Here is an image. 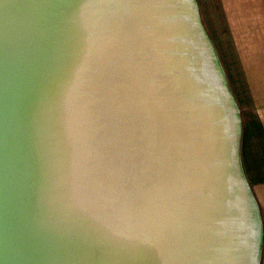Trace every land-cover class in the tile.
Listing matches in <instances>:
<instances>
[{
  "label": "bare ground",
  "instance_id": "bare-ground-1",
  "mask_svg": "<svg viewBox=\"0 0 264 264\" xmlns=\"http://www.w3.org/2000/svg\"><path fill=\"white\" fill-rule=\"evenodd\" d=\"M182 4V0L82 2L77 9L79 16L72 20L81 25L80 32L71 29V38L65 37L73 57L58 79V95L51 104L57 103V107L42 117L46 126L39 129V137L28 147L32 151L29 161L22 156L25 143L29 139L30 145L31 139L23 135L32 125L22 122L26 116H30L29 122L34 119L30 113L34 95L41 94L44 81L39 80L34 87L35 79L22 81L0 69L6 77L0 76V156L5 167L9 233L4 245L0 240V264H56L50 251L37 249L42 238L30 241L27 236L37 217V205L33 193L26 195L24 176L35 169L47 190H61L64 196L66 185L53 177L65 167L67 131L73 136L68 141L70 150H79L76 173L103 154L106 163H116L120 158L116 165L121 167L123 179L128 172H143L139 188L137 179L127 185L133 191L138 188L133 203H128V196L127 203L121 202L113 210L105 196L113 181L105 186L102 177L95 179L100 196L95 203L90 199L79 206L81 212L75 208L71 220L79 226L70 241L58 235L65 219H51L48 213L51 225L45 220L33 224L32 232L53 241L57 250L67 242L74 258L71 264H257L253 255L259 249L261 222L256 201L253 204L241 192L230 168L215 163L229 153L230 108L223 91L206 71L209 53L187 6ZM100 14L108 19L101 24ZM93 15L97 16L90 20ZM85 36L88 41L79 42ZM104 54L110 58L105 59ZM100 59L105 60L103 71L122 60L134 62L144 72L124 97L127 105L134 106L121 113L131 131L130 140L123 139L128 133L122 138L118 132L114 134L107 111L94 115L88 111L93 103L84 106V101L95 98L102 107L105 97L112 93L108 75L100 74ZM140 85L146 90L143 94L137 90ZM212 94L214 101L209 98ZM112 100L118 101L117 97ZM151 100L153 106L147 107ZM214 118L222 122L212 123ZM40 148L49 153L53 150L56 159L49 161L46 150L41 155ZM30 155L38 157L31 162ZM59 175L62 178L66 174L59 171ZM78 179L72 178L73 189ZM119 180L112 185L115 189ZM120 190H125L124 186ZM85 212L89 215L86 222L93 219L91 229L83 221ZM52 224L57 226V233L52 232ZM62 258L57 259L65 264Z\"/></svg>",
  "mask_w": 264,
  "mask_h": 264
},
{
  "label": "water",
  "instance_id": "water-1",
  "mask_svg": "<svg viewBox=\"0 0 264 264\" xmlns=\"http://www.w3.org/2000/svg\"><path fill=\"white\" fill-rule=\"evenodd\" d=\"M84 0H1L0 1V69L3 71H7L10 75L19 78L22 81L35 79V86L38 87L37 83L39 80L44 81L42 84V88L39 89L41 94L38 96L34 95V107L30 111L34 115V119L29 122L30 116H26L25 122H22V125L31 123L29 131H24L25 134L23 137H30V145L29 139L25 143V151L23 154V158L29 161L28 155L32 153L31 150H28L32 146V142L35 143V139L38 136V131L41 128H44L46 125L44 121H42V117L47 113L54 112L57 103L55 106L51 107V104L54 102L55 97L58 95L57 89L60 85L58 79L60 78L64 68L70 62L73 57V54L70 52V48L68 40H66V35L70 37L69 32L71 29L80 32L81 25L78 23H73L72 20L79 16L80 5ZM89 1V0H87ZM183 4L187 6L188 13L192 23H194L197 31L199 32L200 37H202L203 43L205 44L207 51L209 53V60L206 62V71L209 76L216 83L218 89L223 91L225 95L226 102L230 108V118L227 123V148L229 149V153L226 155H222L215 160V163L222 165L226 168H230L236 180V184L241 189V192L246 194L249 199L255 204V197L251 191V188L245 178L241 167L240 161V134H241V119H240V110L237 106L236 100L232 95L231 89L228 85L225 72L222 68L219 57L216 55L214 47L210 41V38L203 26L202 20L200 18V12L198 7L197 0H182ZM182 4V5H183ZM97 15H93L90 20L96 18ZM106 17L104 14L99 15V21L101 24L105 22ZM71 38V37H70ZM88 41V38L85 36L79 42L85 43ZM67 45V47H66ZM87 45V44H86ZM65 46V47H64ZM109 49V48H108ZM102 56V54H100ZM105 59L110 58V55H105ZM87 58V57H86ZM103 63L102 70L100 71L101 75H108V78L111 80L109 87L112 88L111 95L105 97L106 103L101 107L99 101H96L94 98L92 100L84 101V106L87 108L89 105L92 106L88 110L93 112L94 115L98 113L105 114L106 111L109 113V123L111 126L113 125L114 134L118 132L119 136L122 138L123 133H128L124 136L123 139L127 137V140H130L131 131L128 132L127 120L124 122V119L121 113H124V109L133 110L134 106L127 105L126 100V91L130 93L133 89L130 86H135L136 78L138 75H144L142 72V68L137 67L134 62L126 63L125 61L120 60L116 66H111V69H104L105 60L100 59ZM110 62V61H109ZM111 63V62H110ZM119 66V67H117ZM124 70V71H123ZM121 75H125L121 79H117V76L120 78ZM0 76L5 77L4 73L0 71ZM130 76V77H127ZM6 78V77H5ZM128 78V79H127ZM123 79V80H122ZM117 82V83H115ZM115 84L113 87L111 84ZM39 84V83H38ZM78 82L76 83L77 89ZM97 89V85H95ZM142 85L139 86L137 90H139L142 94L146 92V90H142ZM83 96H88L85 92H83ZM123 96V97H122ZM113 97H117L118 101L112 100ZM211 101L213 100L212 96H209ZM67 103L70 104L71 100H67ZM69 106V105H68ZM152 100L148 101L147 107H152ZM127 107V108H126ZM70 109V108H69ZM121 109L123 112H121ZM149 110H152L149 108ZM188 110V109H187ZM150 118H154V114L150 113ZM106 118V116L104 115ZM104 122V121H103ZM222 120L220 118H214L212 123H220ZM105 125L106 122H104ZM68 129L71 126L68 123ZM32 128V129H31ZM35 128V129H33ZM101 128V127H100ZM33 130V131H32ZM101 132V129L99 130ZM54 134V133H53ZM56 136V135H53ZM66 142L67 148L64 155L63 163L65 167L59 168L57 173L54 175L53 179H56L58 182L61 181V184H65L66 188L63 192L64 196L60 195V191L47 190V185L45 181H40V177L38 176V172L35 169H32L28 175L24 176V189L26 191V195L33 193V198L36 202V210L35 213L37 217L32 222V224L28 227L27 236H29V240L34 241L37 237L42 238V240L37 241L40 245L37 246L38 250H42L49 254L50 256H54L56 264H64L60 263L57 258L63 256V260H65V264L73 263L74 261L73 255L71 254V249L67 242H64L62 248L57 250L52 245L53 241H50L47 237L43 235H38L32 232V226L35 224L37 220H45L48 222V225H51V221L46 217L51 213V219L58 218L64 221L65 219V227L62 229L58 235H63L67 238L68 241L72 239L73 233L77 230L79 226L77 222L72 221L74 218V210L78 209L79 206L84 204L85 202H89L90 199L94 201V203L99 198L100 194L97 193V182L95 179L99 177L103 178L105 186L112 180L113 183L117 178H120L118 183L114 188L113 183L110 188L105 193V196L110 200L109 206L111 210L117 208L121 202L127 203V197L131 196V199L128 200L129 204H132V199L138 195L139 184L143 175L138 171H133L129 173L126 178L123 179V174L121 171V167L116 165L117 163H121V160H117L116 163H106L103 162V155L101 158H96L95 160H89L86 165L81 169H79L76 173V163L78 158L77 148L72 153L70 150V144L68 141L70 138H73L71 132L67 131L66 133ZM57 137V136H56ZM14 138H17L15 136ZM97 139V138H96ZM126 140V141H127ZM94 141V138H93ZM120 141V140H119ZM99 145L102 146L103 142L100 140ZM46 150V157L51 159H56L55 153L53 150L48 152V149H39L41 155H44L43 151ZM108 150V149H107ZM106 150V152H107ZM79 151V150H78ZM1 152V147H0ZM105 152V153H106ZM2 156V155H1ZM0 156V240L1 245L9 239L8 226H7V215L5 213V208L7 207V201L5 197V185H4V176H5V167L3 165L2 158ZM37 155L31 156V162H33ZM72 159H74V173L71 168ZM76 160V161H75ZM60 172H64V176L62 178L59 175ZM78 176V181L75 184L73 189L72 187V178ZM123 179V180H122ZM137 179L138 188L134 191L131 190L127 185L129 183L133 184L134 180ZM92 183V184H91ZM63 184V185H64ZM235 184V186H236ZM124 186L125 190H120ZM93 188V190H92ZM84 190V191H83ZM83 191V192H82ZM88 191L90 194L88 195ZM101 192V191H100ZM133 192V193H132ZM103 192H101L102 194ZM132 193V194H131ZM25 195V196H26ZM41 199H39L40 197ZM34 202V203H35ZM132 202V203H131ZM47 204V206H46ZM257 204V201H256ZM132 206V205H131ZM255 206V205H254ZM63 208V214L60 211V208ZM258 207V204H257ZM89 209V208H88ZM257 211V210H256ZM259 211V212H258ZM257 214L259 213L258 218L260 217V239H259V249L253 255L257 257V264L260 262L261 257V249H262V240H263V225L260 215V210L258 207ZM81 212V210H80ZM87 217L89 218L88 213L85 212L84 220L86 224L89 225L90 229L93 219L90 218L88 222H86ZM47 218V220H46ZM50 221V223H49ZM54 222V220L52 221ZM87 225V226H88ZM52 229L53 233H57V229L55 225ZM81 229H78V231ZM50 232V230H48ZM33 248V246H32ZM69 248V249H68ZM34 249V248H33Z\"/></svg>",
  "mask_w": 264,
  "mask_h": 264
},
{
  "label": "crops",
  "instance_id": "crops-1",
  "mask_svg": "<svg viewBox=\"0 0 264 264\" xmlns=\"http://www.w3.org/2000/svg\"><path fill=\"white\" fill-rule=\"evenodd\" d=\"M240 110V161L257 201L264 264V0H197Z\"/></svg>",
  "mask_w": 264,
  "mask_h": 264
},
{
  "label": "rangeland",
  "instance_id": "rangeland-1",
  "mask_svg": "<svg viewBox=\"0 0 264 264\" xmlns=\"http://www.w3.org/2000/svg\"><path fill=\"white\" fill-rule=\"evenodd\" d=\"M198 2V1H197ZM199 5V4H198ZM199 12H200V8H199ZM200 16H201V13H200ZM201 19H202V17H201ZM202 22H203V19H202ZM204 27H205V25H204ZM223 68V67H222ZM227 78V77H226ZM228 81V80H227ZM229 84V83H228ZM238 106V105H237Z\"/></svg>",
  "mask_w": 264,
  "mask_h": 264
}]
</instances>
